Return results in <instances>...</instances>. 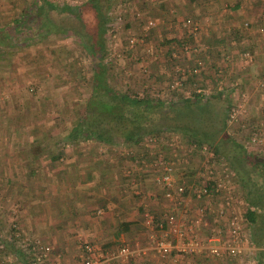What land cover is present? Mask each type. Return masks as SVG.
I'll return each instance as SVG.
<instances>
[{
	"label": "rangeland",
	"instance_id": "rangeland-1",
	"mask_svg": "<svg viewBox=\"0 0 264 264\" xmlns=\"http://www.w3.org/2000/svg\"><path fill=\"white\" fill-rule=\"evenodd\" d=\"M40 1L0 0V159L7 157L4 154L5 150L9 151V148L18 147L19 143L23 146L27 145L28 148L31 147L28 152L23 148L19 153L21 156L24 155V152H27L26 154L29 156L30 149L33 151L35 146L37 149L41 147V154L45 161L41 168H43L44 173L47 170L49 172L45 176L47 177L45 184H47L54 183L50 175L52 167L48 165L47 159L52 162V165L54 162H61L59 166L57 165L58 167L55 166V170L67 177V174L61 171H66V161L73 157L69 156L68 153L73 151V148L90 147L97 152V149L101 147L105 151L117 152L118 157H124L127 160L125 155L127 150L122 147L129 145L123 144L118 138L112 139L110 143H102L92 137L83 138L81 136L77 139H71L67 136L71 128L80 123L84 106L91 94V58L82 48L80 41L73 36H62L55 33L45 34L37 29V23H34L26 15L22 16L26 11L37 12L35 7L40 4ZM49 1L56 7L68 5L75 7V9L83 6L85 2V0ZM111 2L113 3L112 0ZM141 5L143 6H138L134 10L130 4L126 12L122 11L123 17L109 27L113 28L112 32L107 33V26H105L102 62L108 73L107 83L110 89L124 92L127 95H141L145 92L151 97L158 96L168 99L170 94H168L166 86L174 76L172 68L175 65L180 66L190 76L185 75L180 79L181 85L172 92L174 96L185 97L196 89H202L200 92L206 95L218 90L230 93L233 102L231 108L239 106L240 113H237L235 119L232 120L229 119L228 115L225 129L236 141L242 143L248 152H254L264 157V88L258 84L264 70L262 72L255 68L256 70L253 72L251 71L252 68L247 66L250 61H253L252 54L254 51L242 45L237 47L236 56H233L230 54L232 53L230 49L227 48L224 50L225 53L229 54L230 60L227 61L225 60L226 55L222 58L219 55H212L213 51L207 47L211 41L205 40L200 41L201 45L198 43L199 46H197V41L192 42L197 51L190 48L189 51L183 52L180 47L174 44L170 46V43L164 42L172 34H169V31L165 30L163 26L158 25V27L153 28L155 34H150L152 27L156 25L153 19L156 14L146 12L147 5H151L149 1H144ZM130 7L131 10H129ZM148 9L151 10V8ZM108 11L109 9L106 11V17ZM139 11H144L142 18L139 14L141 19L152 18L155 24L146 31L143 43L136 42L132 48L127 49L126 43L129 37L136 39L140 37L141 25L136 23L139 18L135 19V13H139ZM48 15L56 23L65 26H68L73 19L69 13L58 11V9L50 10ZM20 16L24 17V21L25 19L28 21H23L21 25L15 26L14 22ZM165 17L161 16L162 19ZM85 18H87L85 21L88 22V29H95L93 24H90L91 15ZM192 18L196 20V18ZM108 19L107 17V22H113L112 19ZM141 19L139 20L141 21ZM193 44L189 45L192 47ZM145 48L148 51H145ZM244 51L251 55L250 60L240 57ZM196 60L201 61V65L204 66L203 71L201 70L202 72L200 71L198 74H191V69H193ZM244 60L248 62L244 65V69H241ZM229 62L231 65L228 66ZM215 64L218 66L216 67ZM187 69L190 70L187 71ZM250 71L253 72L252 75ZM172 134L175 133L167 134V136L161 134L160 137H155L156 142H151L146 146L143 145L145 143L143 141L141 146L143 145L148 149L146 160L140 156V158H136L137 161H125L127 162L126 169L130 171V166L133 165L138 168L139 165L143 167L144 164L147 167L156 168L157 154L166 155L164 151L168 149L178 153L171 159L174 162L176 158L177 161L175 162L181 164L178 172L184 177L187 173H192L187 178L193 181L196 174L202 170L204 156L200 155L196 148L189 146L184 137L177 136L174 138L175 135ZM253 134L256 135L255 141L250 140ZM134 147L135 149H133ZM134 147L128 151L132 150L138 157L141 148H137V145ZM51 156L54 158L51 159ZM59 158L61 160H58ZM10 165L8 160L4 164L0 163V264H11L12 261H9V258L17 259L12 248L5 243L11 239L13 241V243L11 241V246L14 244V247L22 250L18 243L24 238L30 240L28 233L26 234L25 229L21 228V222H25V219L20 220V215L29 211L42 213L39 206H36L37 208L34 206L36 201L33 196L35 189L34 183L30 182L34 181V175L29 177L28 167L9 168ZM61 165L66 168H61ZM173 172L176 175V172ZM173 172L169 171L168 173L173 176ZM58 180L60 179L56 177V183ZM62 181L64 182V178ZM45 187L47 186L45 185ZM43 195L44 200L50 198L46 192ZM28 197L30 200L27 199ZM49 203L50 201H44V222L52 227L53 224H61V220L54 221L47 218L46 213L49 209L47 205ZM27 207L29 210H26ZM239 211L243 213L245 206L239 207ZM148 219H151L153 226V215L147 212V215H142L143 224L136 227L137 233L133 235V239L124 240V242L134 243L136 240L139 245H141L140 243L144 244V239H142L144 235L142 236V234H144V226ZM52 220L53 222H51ZM243 222L249 234L250 230L246 222L244 220ZM16 232L19 233L18 236H15ZM50 239L54 240L53 238ZM120 243L122 241L117 244ZM46 245L48 244L46 243ZM29 257L27 256V258ZM62 264L66 263L62 261Z\"/></svg>",
	"mask_w": 264,
	"mask_h": 264
},
{
	"label": "crops",
	"instance_id": "crops-1",
	"mask_svg": "<svg viewBox=\"0 0 264 264\" xmlns=\"http://www.w3.org/2000/svg\"><path fill=\"white\" fill-rule=\"evenodd\" d=\"M144 1L151 3L150 6L147 5L146 12L156 14V17L153 18L156 25L152 27L150 34H155L153 28L160 25L165 30H168L169 34H172L169 35L168 39L182 38L183 32L178 27V22L182 18L191 15L196 18L200 25L196 42L197 46L201 45L200 41H211L207 47L211 49L210 51H213L212 55H219L222 58L224 55H229L224 52L225 49H230L232 52L230 54L236 56L237 47L243 45L254 51V54H252L253 61L247 64L248 61L244 60L241 69H244V65L247 64L250 69L252 68L251 71L254 72L255 68H257L263 72L264 0H131L130 4L135 10L138 6H143L141 4ZM224 7H226V11H223ZM148 8H151L152 11ZM127 9L128 6L124 8V11L126 12ZM129 10H131V7ZM139 14L142 18L144 11H139ZM161 16L166 17L162 19ZM135 19L137 18L135 17ZM139 19L136 20V23L141 25ZM161 22L163 23L161 24ZM192 50L197 51L196 46H193ZM229 65H231V62H229ZM203 68L204 66L202 65L199 72L203 71ZM251 71L252 75L253 72ZM17 146L8 147L9 151L5 150L4 153L7 157L0 159V163L4 164L8 160L11 164L9 168H15L16 166L20 168L28 167L29 177L34 175V181H30L34 183L33 187L35 189L33 194L36 199L34 206H39L42 213L29 211L20 215V220L22 218L25 219L26 224L25 222H21V228L25 229L26 234L28 233L27 235L32 242L47 243L49 245V257L43 264H62V261L66 264H77L81 253V246L84 242L100 246L103 244L114 246L118 245V242L122 241V243H125L124 240H132L133 235L137 233L136 227L143 224L141 221L142 215H147V212L153 215L152 222L154 229L164 225L165 212L172 203L163 196L161 186L154 182L155 177L160 173L161 169L158 167H147L145 164L142 165L143 167L139 165L138 168L132 165L130 166V171L126 169L127 162L125 161H137L136 158H140V156L146 160L147 155H144L143 152L142 154L140 151L138 157L133 152L132 156H128V159L125 160L124 157H118L116 155L117 152L105 151L101 147L97 149V152L90 147L73 148V151L68 153L69 156L73 157L66 161V171H61L67 174V177L55 170V166L58 167L61 162H54L52 165L49 159L46 160L49 162L48 165L52 167L50 175L54 183L45 184L47 182V177L45 176L49 172L47 170L44 173L43 168H41L45 164L43 155L41 154V147L37 149L35 146L33 151L30 149V155L28 156L26 153L31 147L28 148L27 145L23 146L20 143ZM23 148L27 152H24V155L21 156L19 153H21ZM164 152L166 153L164 155L167 157L172 153V156L177 153L175 151L171 152L168 149ZM52 157L51 159L54 158ZM58 160L61 159L59 158ZM175 161H177L176 158L169 170L176 172V175L174 172L172 174L173 181L176 183L181 180L186 183L192 182L187 178L192 173H187L185 177L182 176L178 172L181 164ZM60 167L66 168L62 165ZM123 168L124 170H122ZM56 177L60 179L57 183ZM62 177L64 178V182H61L63 180ZM45 192L50 197L47 200H44L43 194ZM27 199L30 200L29 197ZM44 201H50L47 205V208L49 206L46 213L47 218H51L54 221L61 220V224L56 225L52 223L53 225L50 227L44 222ZM212 203L214 207L217 205L216 201H210L211 205ZM177 205L178 219L182 223H186L193 221L194 215L192 214H194V210L198 206L204 205V200L185 193L179 198ZM181 208L182 210H187L188 213H183ZM26 210H29V207ZM213 217L212 213H205L206 224L205 222L196 223L197 233L200 237L211 234L215 226ZM241 221L242 226L246 229L247 227L243 219ZM122 223H127V225H123ZM144 227L145 231L142 234L144 237H141L145 242L148 228L146 225ZM50 238H53L55 241L53 240V242ZM126 244L132 246L138 244V242L135 240L134 243L126 242ZM27 256L24 258L26 262L33 264L32 258H27ZM9 261H12L11 264H23L21 259L13 260L9 258ZM130 264L171 263L168 261H158L149 255L142 259H134ZM180 264H233V261L230 259H212L203 255H185L181 257Z\"/></svg>",
	"mask_w": 264,
	"mask_h": 264
},
{
	"label": "trees",
	"instance_id": "trees-1",
	"mask_svg": "<svg viewBox=\"0 0 264 264\" xmlns=\"http://www.w3.org/2000/svg\"><path fill=\"white\" fill-rule=\"evenodd\" d=\"M111 5V0H85L83 6L75 9L68 5L56 7L49 0H41L35 7L37 12L26 11L22 15L37 23V29L45 34L73 36L80 41L91 58V94L84 106L80 123L75 124L67 136L71 139L92 137L102 143H110L112 139L118 138L123 144L129 145L123 147L127 150V157L132 156L133 151L128 150L136 145L144 155H148V149L141 146L142 142L149 137H160L161 134L167 136L175 133L172 135L184 137L189 146H205L221 158L230 170L245 204L242 218L250 230L251 243L264 248V157L248 152L225 129L226 119L233 106L230 93L218 90L206 95L192 91L185 97L174 96L172 93L168 99H163L158 96L151 97L145 92L141 95H127L110 89L107 83L108 73L102 59L106 11ZM52 9L69 13L73 17L70 24L65 26L53 21L48 15ZM88 15H91L90 24L95 28L93 30L88 29V22L85 21ZM22 16L14 20L15 26L23 23ZM27 21L25 19L24 22ZM164 42L178 47L194 43L190 36L171 38ZM188 75L190 76H186ZM11 241L10 239L5 244L12 248L17 259L28 264L24 259L26 252L14 247V244L11 246ZM108 246L109 244L101 245L103 248ZM254 258L256 264H264V249L255 251Z\"/></svg>",
	"mask_w": 264,
	"mask_h": 264
},
{
	"label": "built area",
	"instance_id": "built-area-1",
	"mask_svg": "<svg viewBox=\"0 0 264 264\" xmlns=\"http://www.w3.org/2000/svg\"><path fill=\"white\" fill-rule=\"evenodd\" d=\"M130 1L113 0L112 7L107 12L108 20L112 19L113 22H107V33L112 32L113 28L109 27L123 17L121 15L122 11L130 5ZM223 11H226V7L223 8ZM135 15L137 19L140 18L139 13H135ZM154 24L152 18L141 19L140 37L138 39L129 37L126 43L127 49L132 48L136 42L143 43L146 31ZM178 27L182 30L183 36L192 37L194 43L197 41L200 28L197 20L188 16L184 17L178 22ZM192 47L186 44L181 46L180 49L183 52H187ZM145 51H148V49L145 48ZM240 57L246 60L252 58L246 51L242 52ZM225 60H230L228 55L225 56ZM193 66L191 74L199 73L202 67L201 61L196 60ZM172 69L174 76L166 86L168 94L177 89L181 85L180 79L187 75L180 66L175 65ZM258 84L264 88V74ZM195 91L200 92L202 89H196ZM238 108L239 106L231 108L229 113L230 120L235 119L237 113H240ZM174 138H177V136L175 135ZM250 140L255 141L256 135L253 134ZM144 141L143 145L146 146L151 144V142H156V138L149 137ZM191 147L195 148L194 145H191ZM196 149L200 155L204 156V164H202L201 172L196 174V178L189 183L183 180L176 183L168 173L173 163L171 159L175 157V154L172 156V153L169 157L161 154L156 156V165L161 171L155 177L154 182L161 186L163 196L172 203L165 212L164 225L154 229L151 225V219H148L146 221L148 228L146 241L141 245L135 244L131 246L121 243L103 248L100 245L84 242L81 246L77 264H130L134 259H142L149 255L158 261H168L171 264H180L181 257L185 255H203L212 259H230L233 264H256L254 253L264 248L254 246L247 230L242 226V211H239V207L243 208L245 204L240 197L238 187L230 170L225 166L221 158L215 156L205 146ZM185 193H189L195 198L203 199L204 205L198 206L194 210V214H192L194 215L193 221L182 223L178 219L176 208L179 198ZM210 201H216L217 205L214 207L213 203L212 205L210 204ZM181 211L188 213L187 210H182V208ZM209 212L214 216L213 223L215 226L211 234L200 237L197 233L196 223L205 222V213ZM18 235L19 233L16 232L15 236ZM18 244L22 251L32 258L33 264H43L47 259L50 250L48 245L32 242L26 238Z\"/></svg>",
	"mask_w": 264,
	"mask_h": 264
}]
</instances>
